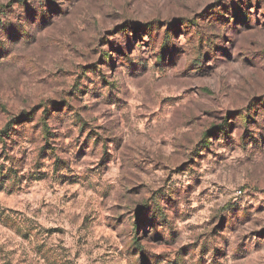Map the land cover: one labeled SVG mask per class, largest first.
<instances>
[{"label": "rangeland", "instance_id": "obj_1", "mask_svg": "<svg viewBox=\"0 0 264 264\" xmlns=\"http://www.w3.org/2000/svg\"><path fill=\"white\" fill-rule=\"evenodd\" d=\"M21 113L0 264H264V0H0Z\"/></svg>", "mask_w": 264, "mask_h": 264}, {"label": "trees", "instance_id": "obj_2", "mask_svg": "<svg viewBox=\"0 0 264 264\" xmlns=\"http://www.w3.org/2000/svg\"><path fill=\"white\" fill-rule=\"evenodd\" d=\"M25 116H29L25 113H21L19 116H15L9 123H7L6 128L1 131L0 140H3V136H8L10 131L13 129L14 125L22 124L25 122ZM47 127V125H45Z\"/></svg>", "mask_w": 264, "mask_h": 264}]
</instances>
